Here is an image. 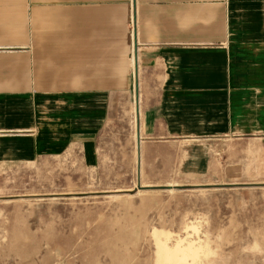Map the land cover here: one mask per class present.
Here are the masks:
<instances>
[{
	"label": "crops",
	"instance_id": "crops-1",
	"mask_svg": "<svg viewBox=\"0 0 264 264\" xmlns=\"http://www.w3.org/2000/svg\"><path fill=\"white\" fill-rule=\"evenodd\" d=\"M123 110L138 171L263 163L264 0H0V166L98 167Z\"/></svg>",
	"mask_w": 264,
	"mask_h": 264
},
{
	"label": "rangeland",
	"instance_id": "rangeland-1",
	"mask_svg": "<svg viewBox=\"0 0 264 264\" xmlns=\"http://www.w3.org/2000/svg\"><path fill=\"white\" fill-rule=\"evenodd\" d=\"M117 125L93 169L68 153L0 166V264H264V162L138 171L128 112Z\"/></svg>",
	"mask_w": 264,
	"mask_h": 264
},
{
	"label": "built area",
	"instance_id": "built-area-1",
	"mask_svg": "<svg viewBox=\"0 0 264 264\" xmlns=\"http://www.w3.org/2000/svg\"><path fill=\"white\" fill-rule=\"evenodd\" d=\"M130 30H131V33L133 34V31H134V22H133V18H132L131 21H130Z\"/></svg>",
	"mask_w": 264,
	"mask_h": 264
},
{
	"label": "water",
	"instance_id": "water-1",
	"mask_svg": "<svg viewBox=\"0 0 264 264\" xmlns=\"http://www.w3.org/2000/svg\"><path fill=\"white\" fill-rule=\"evenodd\" d=\"M138 144V143H137ZM138 146V145H137Z\"/></svg>",
	"mask_w": 264,
	"mask_h": 264
}]
</instances>
